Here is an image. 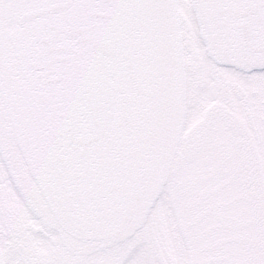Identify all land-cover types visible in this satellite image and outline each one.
<instances>
[{
  "label": "snow or ice",
  "instance_id": "obj_1",
  "mask_svg": "<svg viewBox=\"0 0 264 264\" xmlns=\"http://www.w3.org/2000/svg\"><path fill=\"white\" fill-rule=\"evenodd\" d=\"M0 264H264V0H0Z\"/></svg>",
  "mask_w": 264,
  "mask_h": 264
}]
</instances>
